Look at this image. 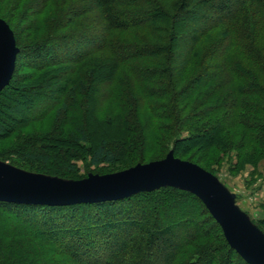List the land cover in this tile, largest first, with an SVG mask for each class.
<instances>
[{"label": "trees", "instance_id": "16d2710c", "mask_svg": "<svg viewBox=\"0 0 264 264\" xmlns=\"http://www.w3.org/2000/svg\"><path fill=\"white\" fill-rule=\"evenodd\" d=\"M70 1L27 46L7 22L19 54L0 93V141L15 137L1 161L69 179L86 158L125 170L173 151L212 174L197 153L264 159V0ZM52 117L50 130L21 135ZM1 216L15 225L0 223V264H248L203 202L172 187L95 204L0 202ZM7 240L29 241L37 258L11 260Z\"/></svg>", "mask_w": 264, "mask_h": 264}, {"label": "water", "instance_id": "95a60500", "mask_svg": "<svg viewBox=\"0 0 264 264\" xmlns=\"http://www.w3.org/2000/svg\"><path fill=\"white\" fill-rule=\"evenodd\" d=\"M19 48L14 32L0 18V93L10 84ZM164 187L198 197L221 227L231 246L248 264H264V233L236 205V197L201 166L175 157L108 175L68 181L29 173L0 162V202L19 205L70 206L123 200Z\"/></svg>", "mask_w": 264, "mask_h": 264}, {"label": "rangeland", "instance_id": "374dc122", "mask_svg": "<svg viewBox=\"0 0 264 264\" xmlns=\"http://www.w3.org/2000/svg\"><path fill=\"white\" fill-rule=\"evenodd\" d=\"M70 2V0H0V18L9 22L12 28L18 31L22 45L27 46L30 42L45 37L47 31L49 32L47 28L50 27L48 24L49 21L55 17L58 19L60 17V12L58 11L63 8L64 3L66 4ZM175 30L180 34L183 32V26L177 27ZM257 30L260 32L259 38L262 42L264 38L263 27H257ZM114 36L118 40H130L133 38L132 34L122 32H117ZM205 50L206 48L203 47L202 52L205 53ZM203 53H201V56ZM197 63L199 64L198 60ZM198 69V67L194 66L188 73L187 80H190V78L196 74L195 72ZM1 117H3L4 122H6L7 125H11L16 121L12 118H7L4 114H2ZM53 120V117L47 118L42 122L40 121L29 125L22 129L21 135L27 137V135L41 134L50 130L54 126ZM94 140L99 141V136L97 135ZM14 143L15 137L0 141V152L5 148L11 147ZM247 153L248 155H252L251 151ZM196 157H206L213 162V164H207L214 170L215 174L213 175L230 193L235 195L236 205L239 209L247 215L255 227L264 233V159L258 164H255V159L238 158L237 152L233 150L228 151L227 153L221 151L211 152L209 155L197 153ZM0 162L10 165L9 162L1 160ZM120 171L124 170L119 163L115 165L101 164L100 166L95 167L90 165L89 159L86 158L74 162V169L67 172V178L69 179H61L76 181L86 179L90 175H108ZM29 173L37 174L34 172ZM0 223L6 225V230L15 225V221L3 216L0 217ZM0 237L3 236L0 235ZM6 243L7 245L5 249L10 253L11 260L18 256L23 258L24 254V262L25 260H33L38 256L39 249H36L35 245H32L29 241L21 240L18 245H10V240H7ZM58 263L59 262H57V264Z\"/></svg>", "mask_w": 264, "mask_h": 264}]
</instances>
